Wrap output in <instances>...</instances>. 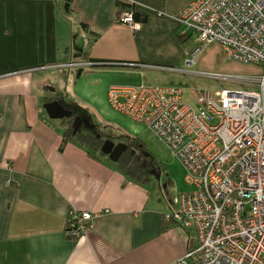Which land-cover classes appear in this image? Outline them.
<instances>
[{"label":"crops","instance_id":"obj_1","mask_svg":"<svg viewBox=\"0 0 264 264\" xmlns=\"http://www.w3.org/2000/svg\"><path fill=\"white\" fill-rule=\"evenodd\" d=\"M130 1L0 0V264H166L197 244L193 230L165 217L171 180L164 187L118 165L132 160L130 141L145 124L106 100L111 84L179 69L196 43L178 20L192 0ZM127 6L135 29L117 20ZM58 73L64 103L125 138L116 161L87 153L76 135L59 149L69 125L42 107L47 74ZM70 210L92 214L76 239L64 233Z\"/></svg>","mask_w":264,"mask_h":264},{"label":"built area","instance_id":"obj_2","mask_svg":"<svg viewBox=\"0 0 264 264\" xmlns=\"http://www.w3.org/2000/svg\"><path fill=\"white\" fill-rule=\"evenodd\" d=\"M117 20L139 25L129 7ZM178 20L196 38L186 66L216 42L227 59L261 67L247 79L254 87L223 88L215 97L192 89L194 107L175 84H111L107 103L143 122L182 168L188 188L172 198L165 217L193 230L197 244L166 264H264V0H192ZM91 217L70 210L64 233L79 238Z\"/></svg>","mask_w":264,"mask_h":264},{"label":"rangeland","instance_id":"obj_3","mask_svg":"<svg viewBox=\"0 0 264 264\" xmlns=\"http://www.w3.org/2000/svg\"><path fill=\"white\" fill-rule=\"evenodd\" d=\"M177 67L179 69L176 72L149 71L145 82L167 83L168 81H173L174 83H179L181 100L194 107L196 106L191 95L192 89H206L215 97L214 92L223 88H252L254 85L249 84L247 79H254L261 72L259 65L227 59L223 49L216 42L204 47L203 51L195 58L193 65L186 66L183 57ZM47 75V79L50 80V83L48 82L46 84L47 87L44 88L47 98H54L61 102L62 100L68 101L70 98L68 93H65L63 84L65 79L59 76L60 73L57 74L58 76ZM62 104L65 109L71 110L72 117L78 115L81 119L77 134L90 135L95 139L100 137L102 139L109 138L114 142H122V139H125L118 136L110 127L95 121V114L92 115L88 110L77 107L74 102L69 100L68 104L63 102ZM91 116L95 122L91 120ZM52 119L59 122L65 118ZM66 121L70 128V119L68 118ZM138 140V142L130 141L134 151L133 166L136 165L142 169L154 184H159L160 181L166 184L171 180L172 185L167 187L170 191H175L176 194L186 190L188 187L184 183L181 166L161 139L144 125ZM81 141L91 152L109 161L107 156L101 153L99 149L87 143L91 141L89 137L87 140Z\"/></svg>","mask_w":264,"mask_h":264},{"label":"water","instance_id":"obj_4","mask_svg":"<svg viewBox=\"0 0 264 264\" xmlns=\"http://www.w3.org/2000/svg\"><path fill=\"white\" fill-rule=\"evenodd\" d=\"M168 83L179 85V83H174L173 81H169ZM62 102L57 99H51L44 101L42 103V107L49 118H57V119L71 118L72 117L71 110L65 109ZM71 119H72L70 123L71 134L74 135L79 128L81 119L79 118L78 115H75ZM126 147L127 145L124 142L121 141L114 142L109 138H105L100 144L99 150L101 153L105 154L108 157V159H110L111 161H116L120 156V154L126 149ZM163 186L165 187V183L163 184Z\"/></svg>","mask_w":264,"mask_h":264},{"label":"trees","instance_id":"obj_5","mask_svg":"<svg viewBox=\"0 0 264 264\" xmlns=\"http://www.w3.org/2000/svg\"><path fill=\"white\" fill-rule=\"evenodd\" d=\"M133 18H136L135 14H133ZM73 136L74 135L71 134V127L70 128L68 127V129L65 131V133H64V135H63V137L61 139V142H60V145H59V149L62 148L63 144L65 143V141L67 139L72 138ZM90 140H91L90 143H91L92 146H94L95 148H97L99 146L100 141L98 139L92 138V136H90ZM86 151H87V153L92 154L91 150H89L88 148L86 149ZM121 159H120V161H118V165H120L125 172H129V174L132 173L133 160H131V159L130 160L129 159L121 160Z\"/></svg>","mask_w":264,"mask_h":264},{"label":"flooded vegetation","instance_id":"obj_6","mask_svg":"<svg viewBox=\"0 0 264 264\" xmlns=\"http://www.w3.org/2000/svg\"><path fill=\"white\" fill-rule=\"evenodd\" d=\"M47 97V96H46ZM52 98H47V100H51ZM72 116V115H71ZM72 118V117H71ZM70 118V121H72V119ZM68 118H66V120H67ZM78 136L81 140H87L88 139V137L90 138V135H86V134H82V133H80V134H77V132L74 134V136ZM99 141H100V144L102 143V141H103V139L100 137L99 139H98ZM87 143H89L90 145H91V143L90 142H87ZM100 144H99V146H100ZM92 146V145H91ZM98 146V147H99ZM94 147V146H93Z\"/></svg>","mask_w":264,"mask_h":264}]
</instances>
